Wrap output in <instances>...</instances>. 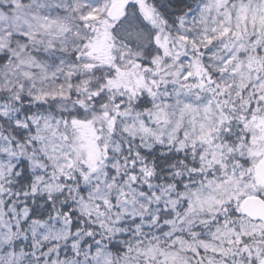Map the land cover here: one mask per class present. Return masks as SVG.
Wrapping results in <instances>:
<instances>
[{"label":"snow or ice","instance_id":"1","mask_svg":"<svg viewBox=\"0 0 264 264\" xmlns=\"http://www.w3.org/2000/svg\"><path fill=\"white\" fill-rule=\"evenodd\" d=\"M0 264H264V0H0Z\"/></svg>","mask_w":264,"mask_h":264}]
</instances>
